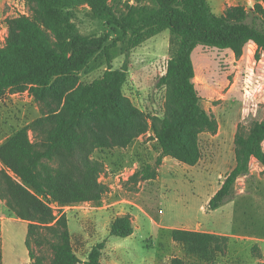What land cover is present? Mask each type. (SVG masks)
Masks as SVG:
<instances>
[{"label": "trees", "instance_id": "obj_1", "mask_svg": "<svg viewBox=\"0 0 264 264\" xmlns=\"http://www.w3.org/2000/svg\"><path fill=\"white\" fill-rule=\"evenodd\" d=\"M153 1L158 8L136 19L132 7L118 17L109 0H26L30 15L8 20L6 45L0 47V96L7 91L29 92L39 102L47 104L51 99L57 105L0 145V199L19 220L29 223L30 264H45L32 252V243L51 250V264H103V243L92 248L85 262L73 251L64 207L102 201L108 188L99 182L103 165L92 155L97 149L127 147L147 132L144 116L123 104L129 64L112 68L118 43L131 35L129 43L138 47L166 30L177 42L159 85L171 84L181 105L171 103L161 125L154 126L162 152L155 167L146 165L134 175L136 182L156 179L166 157L196 166L202 159L201 135L218 130L216 118L202 107L195 87L194 47L231 51L240 58L252 42L264 52V0L255 4L253 12L232 6L221 15L213 12L208 0ZM83 2L94 17L113 25L118 37L111 44L107 34L79 33L70 9ZM99 55L106 57L108 68L73 91L77 75ZM29 130L41 132L42 141L32 142ZM263 143L264 118L246 138L236 136V166L210 200L211 210L225 204L238 179L250 172L252 160L264 170ZM50 203L60 206L59 214ZM110 234L131 237V218H117ZM171 235L189 254L208 261L223 250L224 238L213 233L174 229ZM171 264L186 263L173 259Z\"/></svg>", "mask_w": 264, "mask_h": 264}, {"label": "rangeland", "instance_id": "obj_2", "mask_svg": "<svg viewBox=\"0 0 264 264\" xmlns=\"http://www.w3.org/2000/svg\"><path fill=\"white\" fill-rule=\"evenodd\" d=\"M214 13L228 7L243 6L253 12L260 0H208ZM118 17L136 9L135 18L158 8L153 0H109ZM73 23L84 36L107 34L118 37L106 20L94 17L83 2L70 9ZM29 16L26 0H0V47L6 45L8 20ZM255 16H252V21ZM131 35L118 43L113 69L129 64L128 81L123 89V104L140 112L147 132L127 147L97 149L92 158L103 165L99 182L108 191L97 203L64 207L71 245L82 262L103 243V264H171L181 259L186 264H264V170L252 160L250 172L238 179L232 195L218 210L209 202L236 166L237 135L247 137L264 118V52L248 44L243 56L195 46L192 59L195 87L202 107L218 122L215 133L200 137L202 159L188 166L166 157L151 181L136 182L134 175L144 166H156L162 149L155 139L154 126L161 125L171 103V84L159 85L166 75L177 42L169 30L147 38L133 47ZM108 68L104 55L94 58L77 75L79 85L92 83ZM57 105L51 99L39 102L29 92L7 91L0 96V145L22 128L45 117ZM32 142L42 141L41 132L29 130ZM264 149V143H263ZM59 214L60 206L50 203ZM129 216L134 234L128 238L110 234L113 222ZM28 224L19 220L0 199V264H30L26 247ZM174 229L207 232L224 238L223 250L211 260L189 254L173 241ZM50 237H52L50 235ZM35 256L51 264L52 252L46 246H31Z\"/></svg>", "mask_w": 264, "mask_h": 264}, {"label": "crops", "instance_id": "obj_3", "mask_svg": "<svg viewBox=\"0 0 264 264\" xmlns=\"http://www.w3.org/2000/svg\"><path fill=\"white\" fill-rule=\"evenodd\" d=\"M249 44H253V45H255V44H254V43H252V42H251V43H249ZM255 46H257V45H255ZM257 47H258V46H257Z\"/></svg>", "mask_w": 264, "mask_h": 264}]
</instances>
